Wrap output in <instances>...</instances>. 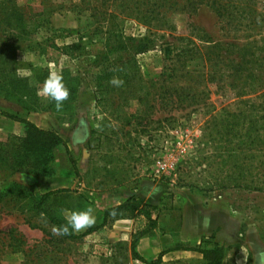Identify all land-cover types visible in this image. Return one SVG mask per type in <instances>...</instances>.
<instances>
[{
	"label": "rangeland",
	"instance_id": "1",
	"mask_svg": "<svg viewBox=\"0 0 264 264\" xmlns=\"http://www.w3.org/2000/svg\"><path fill=\"white\" fill-rule=\"evenodd\" d=\"M125 1L113 3L119 4L114 10L120 16L115 29L125 36L136 37L159 24L168 41L181 35L196 42L200 36L209 42L244 39L223 33L206 3L192 13L168 11L167 23L150 18L143 23L140 17L150 8L146 0L120 5ZM258 1L261 10L264 0ZM11 4L26 19L20 32L1 20ZM80 6V0H0V109L61 135L80 174H74L63 145L52 149L47 172L13 170L1 156L14 155L25 166L26 154L14 147L24 128L0 117V264H145L130 250L131 234L144 226L143 217L116 220L80 239L53 235L54 225L36 210L30 191L38 197L56 188L75 191L52 196L43 207L65 220L74 210L91 208L93 225L101 222L105 208L129 196L156 205L157 226L145 236L150 241L140 245L147 261L166 248L220 245L221 264H252L262 251L259 240L264 241V96L239 98L210 84L194 105L171 113L156 109L148 119L131 117L126 123L136 104L126 99L124 105L110 83L118 56L100 61L102 33L91 37L92 19ZM161 42L135 57L150 79L163 65ZM63 70L78 79L79 87L69 107L55 111L43 94L44 82L35 77ZM149 195L155 203L147 201ZM116 223L125 231L119 233ZM153 240L159 251L150 256ZM158 264L204 260L198 252L173 249Z\"/></svg>",
	"mask_w": 264,
	"mask_h": 264
},
{
	"label": "trees",
	"instance_id": "2",
	"mask_svg": "<svg viewBox=\"0 0 264 264\" xmlns=\"http://www.w3.org/2000/svg\"><path fill=\"white\" fill-rule=\"evenodd\" d=\"M81 10L87 11L92 19L93 32L102 33L103 50L100 61H107L110 55L118 56V62L112 65L111 73L120 78L123 84L119 87L113 85L125 100H134L136 106L128 116H125L129 123L131 117L135 119H148L155 113L156 109L161 112L171 113L178 107H188L196 104L208 92L210 84L218 90L230 89L239 98L251 96V94H261L264 96V7H260L258 0H146L145 4L150 6L146 10L147 15L140 17L143 23L146 18L159 21L169 19L168 11L171 12H194L197 7L206 3L217 15L220 30L227 34L238 33L239 38H244L242 42L228 40L219 42H209L200 36L196 42L190 36H177L175 41L165 39L162 32L163 26L151 24V29L141 35L125 36L122 31L115 29V23L120 17L114 10L119 5L107 4L109 0H80ZM129 0L120 4L126 7ZM264 3L261 2V5ZM124 11V9H123ZM5 12V11H4ZM173 14V13H170ZM1 17V14H0ZM1 20L5 21L10 30L22 31L26 25V19L20 8L11 4L8 10L3 13ZM169 21V20H168ZM167 23V21H166ZM172 29L171 26H167ZM79 29H71V33H76ZM159 39L161 60L163 61L160 73L155 78H148L143 75L140 65L135 58L138 54L154 47ZM94 43L91 38L90 44ZM105 73L110 71L104 70ZM107 71V72H106ZM64 82L70 90L69 98L63 105L69 107V102L76 95L79 84L78 79L71 75L68 70L60 73ZM47 75L36 76V81L45 82ZM23 95V93H22ZM28 95V94H24ZM50 99V98H48ZM120 99V98H119ZM242 100V99H241ZM253 102V101H250ZM130 103H128L129 105ZM49 107L57 110L55 101L50 99ZM65 107V108H66ZM4 116L22 124L24 134L17 138L20 140L17 150L26 154L25 166L22 160L14 158V155L5 153L1 159L11 165L13 170H30L36 173H44L48 170L49 160L52 158V149L57 145H63L69 158L74 174L80 178L76 160L70 153L66 140L56 131L44 129L37 126L32 121L16 116L0 109V117ZM22 150V151H21ZM19 152V151H17ZM31 154V155H30ZM30 156L33 161L30 162ZM20 157V155L18 156ZM74 192V189L56 188L50 189L31 197L35 201V208L42 213L54 226H61L66 223L64 218L53 216L43 206L46 200L52 196ZM157 210L156 205L144 202L141 198L129 196L120 203L105 208L102 212V220L99 224L92 225L81 233L61 235L65 239H80L92 232H95L116 220L135 219L143 217L145 224L131 234L130 250L134 259H138L145 264H158L167 252L175 249L195 251L202 255L204 264H221L224 257V247L214 245L209 248L195 247H175L161 250L156 258L151 261L145 260L136 250L138 241L147 236L157 226V218L153 213ZM115 213V214H113Z\"/></svg>",
	"mask_w": 264,
	"mask_h": 264
},
{
	"label": "clouds",
	"instance_id": "3",
	"mask_svg": "<svg viewBox=\"0 0 264 264\" xmlns=\"http://www.w3.org/2000/svg\"><path fill=\"white\" fill-rule=\"evenodd\" d=\"M110 83L116 87L123 84V81L114 77ZM43 94L55 101L57 110L61 109L63 102L69 98L70 90L66 86L63 76L57 72H51L44 82ZM92 209L74 210L66 217V223L61 226H53L51 232L53 235H68L70 232H80L91 227L95 223V217L92 215ZM115 214V213H113Z\"/></svg>",
	"mask_w": 264,
	"mask_h": 264
},
{
	"label": "crops",
	"instance_id": "4",
	"mask_svg": "<svg viewBox=\"0 0 264 264\" xmlns=\"http://www.w3.org/2000/svg\"><path fill=\"white\" fill-rule=\"evenodd\" d=\"M136 195H139V194H136ZM153 197H155L154 195H149V196H147V198L146 199H152V200H147V201H150V203H155V198H153ZM116 225H117V229H118V232L119 233H122V232H124L125 230H123V226H124V224H118V223H116ZM147 240H149L150 241V237H143V238H141L140 240H139V242H138V247H137V250H138V253H140L141 254V250L143 249L142 247H140V245H142V243H145V241H147ZM154 241V244H155V246L153 247V249H151V254H150V256H152V255H156L157 253H158V251H159V249H158V242H156L155 240H153ZM259 243H260V245L262 246L261 248H260V250H262L261 252H259V254L257 255V258H255V261L252 263V264H264V241H262L261 239L259 240ZM142 248V249H141ZM142 255V254H141ZM149 256V255H148ZM257 259V260H256Z\"/></svg>",
	"mask_w": 264,
	"mask_h": 264
}]
</instances>
